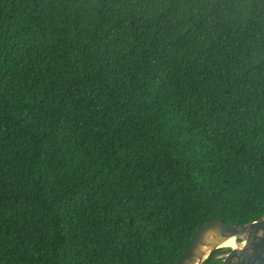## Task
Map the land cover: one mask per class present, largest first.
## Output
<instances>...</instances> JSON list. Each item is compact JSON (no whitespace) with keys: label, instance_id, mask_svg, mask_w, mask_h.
Listing matches in <instances>:
<instances>
[{"label":"trees","instance_id":"trees-1","mask_svg":"<svg viewBox=\"0 0 264 264\" xmlns=\"http://www.w3.org/2000/svg\"><path fill=\"white\" fill-rule=\"evenodd\" d=\"M263 215L264 0H0V264H174Z\"/></svg>","mask_w":264,"mask_h":264},{"label":"water","instance_id":"water-1","mask_svg":"<svg viewBox=\"0 0 264 264\" xmlns=\"http://www.w3.org/2000/svg\"><path fill=\"white\" fill-rule=\"evenodd\" d=\"M230 239L243 245L228 248L221 264H264V215L241 225H226L217 219L202 224L174 264H202L211 252L224 248L223 244Z\"/></svg>","mask_w":264,"mask_h":264},{"label":"bare ground","instance_id":"bare-ground-1","mask_svg":"<svg viewBox=\"0 0 264 264\" xmlns=\"http://www.w3.org/2000/svg\"><path fill=\"white\" fill-rule=\"evenodd\" d=\"M243 243L237 244L234 239H230L223 244L224 248H240L242 247Z\"/></svg>","mask_w":264,"mask_h":264},{"label":"rangeland","instance_id":"rangeland-1","mask_svg":"<svg viewBox=\"0 0 264 264\" xmlns=\"http://www.w3.org/2000/svg\"><path fill=\"white\" fill-rule=\"evenodd\" d=\"M240 241H241V239L238 240V242H240ZM225 249H228V248H224V250H225ZM226 253H227V251H226ZM224 255H225V254H224ZM224 255H222V256H220V257L222 258Z\"/></svg>","mask_w":264,"mask_h":264}]
</instances>
